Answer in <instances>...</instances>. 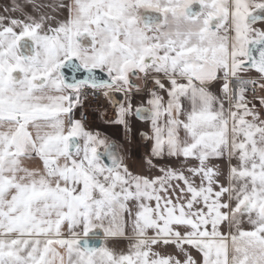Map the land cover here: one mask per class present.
<instances>
[{"label":"snow or ice","instance_id":"obj_1","mask_svg":"<svg viewBox=\"0 0 264 264\" xmlns=\"http://www.w3.org/2000/svg\"><path fill=\"white\" fill-rule=\"evenodd\" d=\"M258 23L264 0L2 6L0 264H264ZM89 99L150 126L143 172Z\"/></svg>","mask_w":264,"mask_h":264},{"label":"crops","instance_id":"obj_2","mask_svg":"<svg viewBox=\"0 0 264 264\" xmlns=\"http://www.w3.org/2000/svg\"><path fill=\"white\" fill-rule=\"evenodd\" d=\"M44 3H51L52 0H43ZM12 0H0V11H2V6L11 4ZM255 75V73H253ZM217 91V89H213ZM82 108L76 109V118H81ZM107 112V116H104L103 113ZM115 115L110 110V105L107 101H102L100 108L90 112V119L85 122L86 126L91 130H98L101 134L107 135L110 139L115 140L118 144L124 145L126 149L129 150L130 159L129 164L134 171L143 172L145 169L142 164V158L146 150V144L142 140L140 133L149 132L150 126L146 123L139 121L138 119L133 120V134L130 136H125L124 130L113 123L108 121L114 120ZM131 140V143L128 141ZM150 144V142H148ZM179 166V162H177ZM128 241L123 238L117 240L109 239L108 246L114 247L117 251H126L128 247ZM169 252L173 251L168 249Z\"/></svg>","mask_w":264,"mask_h":264},{"label":"built area","instance_id":"obj_3","mask_svg":"<svg viewBox=\"0 0 264 264\" xmlns=\"http://www.w3.org/2000/svg\"><path fill=\"white\" fill-rule=\"evenodd\" d=\"M101 102L102 101L97 103L95 100H92V99H89V100L84 102L82 113H83V118H84L85 122H87L90 119V112L91 111L100 108ZM82 113H81V115H82Z\"/></svg>","mask_w":264,"mask_h":264},{"label":"water","instance_id":"obj_4","mask_svg":"<svg viewBox=\"0 0 264 264\" xmlns=\"http://www.w3.org/2000/svg\"><path fill=\"white\" fill-rule=\"evenodd\" d=\"M66 72H67V74H68L69 77H71V76L73 75L72 72H71L70 70H66ZM77 75H78V76H82L83 73H80V74H77ZM102 242H103L102 240H95V241H92V243L95 244L96 246H100Z\"/></svg>","mask_w":264,"mask_h":264},{"label":"rangeland","instance_id":"obj_5","mask_svg":"<svg viewBox=\"0 0 264 264\" xmlns=\"http://www.w3.org/2000/svg\"><path fill=\"white\" fill-rule=\"evenodd\" d=\"M262 26H264V25H260L259 23L257 25H255V27H262ZM256 104H257V107H259V102L258 101H256Z\"/></svg>","mask_w":264,"mask_h":264}]
</instances>
